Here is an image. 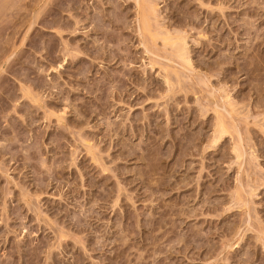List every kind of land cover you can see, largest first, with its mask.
Wrapping results in <instances>:
<instances>
[{
	"label": "rangeland",
	"instance_id": "obj_1",
	"mask_svg": "<svg viewBox=\"0 0 264 264\" xmlns=\"http://www.w3.org/2000/svg\"><path fill=\"white\" fill-rule=\"evenodd\" d=\"M0 264H264V0H0Z\"/></svg>",
	"mask_w": 264,
	"mask_h": 264
},
{
	"label": "bare ground",
	"instance_id": "obj_2",
	"mask_svg": "<svg viewBox=\"0 0 264 264\" xmlns=\"http://www.w3.org/2000/svg\"><path fill=\"white\" fill-rule=\"evenodd\" d=\"M148 3V2H147ZM147 9V8H146ZM149 10V9H148ZM153 10V9H152ZM143 12V11H142ZM146 13H148V12H146ZM142 14V13H141ZM145 15H148V14H144L143 16H142V25L145 27L146 25H147V18H146V16ZM180 44H182V43H180ZM173 45H175V42H173ZM179 47H180V45H179ZM178 47V48H179ZM182 47V46H181ZM177 48V47H176ZM176 50V49H175ZM184 51V49L182 50V51H179L180 53L181 52H183ZM180 55V54H179ZM184 56V55H183ZM182 60V59H181ZM183 61V60H182ZM187 62V61H186ZM217 131H218V133L217 134H219V135H222V134H224L225 132H226V128H225V126H224V124H223V122H221V121H219V123H218V125H217ZM220 138V137H219ZM216 139H218V138H216Z\"/></svg>",
	"mask_w": 264,
	"mask_h": 264
}]
</instances>
